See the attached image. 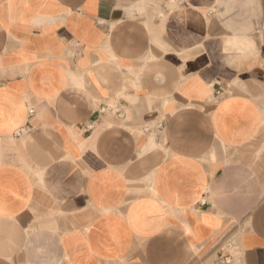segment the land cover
Instances as JSON below:
<instances>
[{"label": "crops", "instance_id": "crops-1", "mask_svg": "<svg viewBox=\"0 0 264 264\" xmlns=\"http://www.w3.org/2000/svg\"><path fill=\"white\" fill-rule=\"evenodd\" d=\"M260 5L0 0V264H264Z\"/></svg>", "mask_w": 264, "mask_h": 264}, {"label": "rangeland", "instance_id": "rangeland-1", "mask_svg": "<svg viewBox=\"0 0 264 264\" xmlns=\"http://www.w3.org/2000/svg\"><path fill=\"white\" fill-rule=\"evenodd\" d=\"M254 8L256 10L255 12H257L256 14L261 15V17L263 19V21L261 23V29H264V5L253 7V10H254ZM263 41H264V38H263ZM252 45H253V43H252Z\"/></svg>", "mask_w": 264, "mask_h": 264}, {"label": "built area", "instance_id": "built-area-1", "mask_svg": "<svg viewBox=\"0 0 264 264\" xmlns=\"http://www.w3.org/2000/svg\"><path fill=\"white\" fill-rule=\"evenodd\" d=\"M178 2H179V3H183L184 0H178ZM32 112H33V109H30V113H32Z\"/></svg>", "mask_w": 264, "mask_h": 264}]
</instances>
